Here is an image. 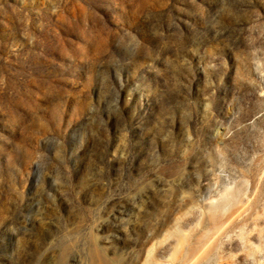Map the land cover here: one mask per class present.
Listing matches in <instances>:
<instances>
[{"label":"rangeland","instance_id":"obj_1","mask_svg":"<svg viewBox=\"0 0 264 264\" xmlns=\"http://www.w3.org/2000/svg\"><path fill=\"white\" fill-rule=\"evenodd\" d=\"M264 264V0H0V264Z\"/></svg>","mask_w":264,"mask_h":264},{"label":"bare ground","instance_id":"obj_2","mask_svg":"<svg viewBox=\"0 0 264 264\" xmlns=\"http://www.w3.org/2000/svg\"><path fill=\"white\" fill-rule=\"evenodd\" d=\"M96 264H111V262H100V263H96Z\"/></svg>","mask_w":264,"mask_h":264}]
</instances>
